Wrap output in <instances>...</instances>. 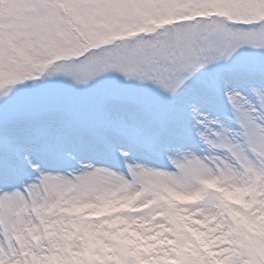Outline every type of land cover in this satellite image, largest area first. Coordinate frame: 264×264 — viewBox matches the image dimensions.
Listing matches in <instances>:
<instances>
[{
    "label": "snow or ice",
    "instance_id": "1",
    "mask_svg": "<svg viewBox=\"0 0 264 264\" xmlns=\"http://www.w3.org/2000/svg\"><path fill=\"white\" fill-rule=\"evenodd\" d=\"M0 264H264V0H0Z\"/></svg>",
    "mask_w": 264,
    "mask_h": 264
}]
</instances>
